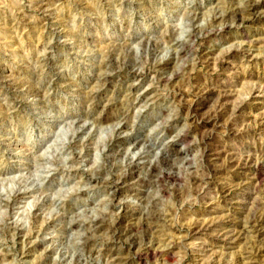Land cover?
<instances>
[{"label":"rangeland","instance_id":"374dc122","mask_svg":"<svg viewBox=\"0 0 264 264\" xmlns=\"http://www.w3.org/2000/svg\"><path fill=\"white\" fill-rule=\"evenodd\" d=\"M113 257L264 264V0H0V264Z\"/></svg>","mask_w":264,"mask_h":264},{"label":"bare ground","instance_id":"6f19581e","mask_svg":"<svg viewBox=\"0 0 264 264\" xmlns=\"http://www.w3.org/2000/svg\"><path fill=\"white\" fill-rule=\"evenodd\" d=\"M259 3V2H258ZM258 3H255V2H251L248 4V7L247 9L245 10H237L236 12H234V17L236 19H240L242 20V22L244 20H246L245 16H251V18L253 17V19H257V20H261V18H263V14H261L260 10L262 9V4H258ZM227 19V18H226ZM254 57V56H253ZM177 75V74H176ZM228 95H229V91H226L224 90L223 92H219L218 96H219V101H223V100H226L228 98ZM206 99V98H205ZM220 101V102H221ZM225 102V101H224ZM233 108V107H232ZM226 109V108H225ZM239 109V108H238ZM222 110V109H221ZM228 110V109H227ZM196 111V110H195ZM223 111V110H222ZM229 111V110H228ZM237 111V108L236 110ZM224 112V111H223ZM230 112V111H229ZM232 112V111H231ZM238 112V111H237ZM228 113V112H227ZM230 114V113H229ZM224 117V116H223ZM218 117H214L212 115L209 116V118L207 120H205L204 122L205 123H209L211 121H217L219 119H217ZM206 141V140H205ZM204 141V142H205ZM121 144V143H120ZM206 144V143H205ZM248 164V163H246ZM244 165V164H243ZM131 171H134L133 168H129V173H130V176H131ZM150 176L151 177H156L158 178L160 181L161 180H171V181H176L178 179H180V176L178 175H175L174 173H171V172H167L166 170L162 169L161 166H157V165H154L152 168H151V172H150ZM191 181L193 183V186H197L199 185L201 182H202V179L203 178H199V177H191ZM167 180V181H168ZM122 181H125V178L122 179ZM114 188H119V182H117L115 185H114ZM226 193V192H225ZM132 212V211H131ZM137 214H140V211L139 209H135V211L132 212V217L136 216ZM154 221L153 218H148V222H145V223H142V224H136V223H132V224H128L124 227L123 231H122V235L119 234V239H127L129 240V242L131 243V245H138V241L140 239L139 237V232L142 230V229H153L154 227L152 226V222ZM155 222V221H154ZM213 225V224H212ZM120 224L119 223H113L111 226H108V224L105 222V221H98V222H95V224H93L92 226V229H95V230H99L100 228H104V227H109V228H120L119 227ZM211 224L210 222L209 223H206V222H203V224H200L197 229L198 232L197 234H202L204 232H207L211 229ZM155 229V228H154ZM118 230V229H117ZM157 230V229H156ZM142 236V235H141ZM114 259H112L111 262H109V264H128V261L127 259H121V258H115L113 257Z\"/></svg>","mask_w":264,"mask_h":264}]
</instances>
